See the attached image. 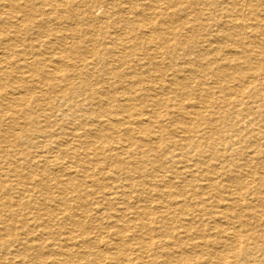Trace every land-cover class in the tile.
I'll use <instances>...</instances> for the list:
<instances>
[{"label": "bare ground", "instance_id": "obj_1", "mask_svg": "<svg viewBox=\"0 0 264 264\" xmlns=\"http://www.w3.org/2000/svg\"><path fill=\"white\" fill-rule=\"evenodd\" d=\"M1 123L3 264L263 261L264 0H0Z\"/></svg>", "mask_w": 264, "mask_h": 264}, {"label": "rangeland", "instance_id": "obj_2", "mask_svg": "<svg viewBox=\"0 0 264 264\" xmlns=\"http://www.w3.org/2000/svg\"><path fill=\"white\" fill-rule=\"evenodd\" d=\"M198 80H200V78H198V79H196V81H198ZM195 81V80H194ZM195 81V82H196ZM55 105V104H54ZM82 109H84L83 108V106L81 107ZM68 113V112H67ZM60 115L58 116L57 115V117H58V119H60V118H62V114L61 113H59ZM70 113H68V115H69ZM63 115H65V113L63 114ZM66 116V117H68V118H70V119H72V117H74V115H72V114H70L69 116ZM1 125H5L4 123H1L0 124V126ZM79 131H81V130H79ZM17 162H19V161H17ZM56 173V172H55ZM227 182V181H226ZM225 183V182H224ZM86 184V183H85ZM226 184V183H225ZM91 185V186H90ZM85 186V185H84ZM82 187V189L83 190H85V189H87L88 191H90L91 190V188H92V190H94V189H96V187L95 186H93V184H91V183H88V184H86V186L85 187ZM89 187H91V188H89ZM94 188V189H93ZM49 190H51V189H46V190H44V192L45 193H49L50 191ZM235 190V187H227V192L225 193V194H223V191H217V192H214V193H212V194H210V195H208L207 197H209L210 198V200L207 202V204H205L204 206L203 205H200L198 208H195V207H193V206H191V208L190 209H192V210H202V211H199V213H198V211H196L197 213H195V215L193 216V220H192V223H193V225L195 226V228H197V229H201L202 227H204L205 225H207V223L209 222V219L207 218V216H205L204 214H205V212H206V210H213V209H215V208H211L210 206L211 205H216L217 204V199L218 198H222V199H224V198H226L227 196H228V193H231L232 191H234ZM215 195V196H214ZM218 197V198H217ZM82 198H83V200L87 203V204H89V202L88 201H90L91 202V197L90 196H88V195H82ZM88 198V199H87ZM212 202V203H211ZM71 203H73V202H71ZM223 204H225V202H223L222 203V205ZM208 205V206H207ZM193 207V208H192ZM205 208H207L206 210H205ZM173 211V210H172ZM106 212H108V213H110V211H106ZM202 215H203V217H202ZM155 218V216H152V217H150V218H148V221L146 220V222H151L152 223V220ZM79 219H82V217H79ZM198 219H199V221H198ZM102 220H103V222H102ZM101 221H100V225L102 226V228H104L103 230L104 231H108V229H110V222H108L107 220H104V219H102ZM208 220V221H207ZM28 221V220H27ZM15 222V221H14ZM197 222V223H196ZM9 222H7V224H8ZM92 224H93V222H91ZM15 224L17 225L18 223L17 222H15ZM173 225V228H172V225ZM106 225V226H105ZM110 226V227H109ZM169 226H171V228L172 229H174V227H176V229L177 230H182V228L180 229L179 227L181 226V224H179V223H169ZM182 227V226H181ZM52 230V231H51ZM51 232H52V234H53V236H56V235H58L59 234V230H57L56 228H51ZM259 230H260V228H259ZM54 231V232H53ZM39 233V230H36L35 229V234H38ZM159 239H155L154 241H157V242H159L158 241ZM241 244V243H240ZM98 250V249H97ZM96 249H95V251H97ZM197 250V252H196V254L195 255H193V259L195 260H197L198 259V263H202L203 261H209L210 260V251L211 250H209V249H204V248H202V249H200V248H198V249H196ZM222 249H219L218 251H221ZM97 252H99V250L97 251ZM183 253H185V255L184 254H182V253H180V255L178 254V256H177V253L175 254V256H177L178 258H179V260L180 261H182V263L181 264H190L186 259H187V252H183ZM129 256H130V258H132V259H134L135 258V256H134V251L132 250V252L130 251L129 253ZM208 254V255H207ZM224 254H225V257H226V260H225V262L223 261L221 264H232V263H230V261L231 260H233V258H234V254L232 255V253L230 252V253H228V252H224ZM134 258H133V257ZM145 256H147V255H145ZM145 256H144V260H147L148 258H146L145 259ZM196 256V257H195ZM199 256V257H198ZM257 256V254H255V253H253V252H251L250 254H249V256L247 257L248 259H251V263H253V260L255 261V262H257V264H264V255H263V261L262 262H260V261H258V257H256ZM202 259H201V258ZM192 258V257H191ZM230 258H231V260H230ZM208 259V260H207ZM229 259V260H228ZM106 260L107 259H105V262H106ZM250 261V260H249ZM192 262V261H191ZM237 263V262H236ZM0 264H3L2 263V261H0ZM133 264H136V263H133ZM172 264H173V262H172ZM238 264V263H237Z\"/></svg>", "mask_w": 264, "mask_h": 264}]
</instances>
